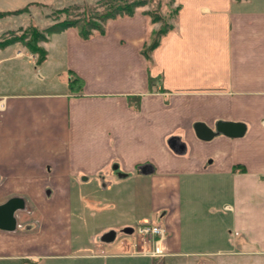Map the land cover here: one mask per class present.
I'll return each instance as SVG.
<instances>
[{"label": "crops", "instance_id": "crops-1", "mask_svg": "<svg viewBox=\"0 0 264 264\" xmlns=\"http://www.w3.org/2000/svg\"><path fill=\"white\" fill-rule=\"evenodd\" d=\"M174 2L151 61L143 7L88 38L52 32L40 62L0 48L22 65L0 80V204L21 200L0 264H151L118 239L147 220L172 260L215 237L227 243L206 253L264 264V0ZM219 119L244 135L196 134Z\"/></svg>", "mask_w": 264, "mask_h": 264}, {"label": "rangeland", "instance_id": "rangeland-1", "mask_svg": "<svg viewBox=\"0 0 264 264\" xmlns=\"http://www.w3.org/2000/svg\"><path fill=\"white\" fill-rule=\"evenodd\" d=\"M31 1H40V2L30 3ZM158 1L160 2V6H159L160 11L159 12L164 17H166V19L171 24H173V27H174L173 19L176 15L177 11L175 12L172 9L178 5L177 3L174 2L175 0L172 2L170 0H153L152 3H148V4L140 6V7H143V10L153 8L156 6ZM95 2H96V0H0V10L18 8V7H21L27 3H30L28 11L18 13V14L17 13L7 14V15L0 17V37H8V36H11V35L16 34V33L18 34L23 29H25V27H28V25H30V24H35L38 28H41V29L45 28V26H47L49 23H51L52 21L55 20L51 16L50 13L57 7L76 5L77 7H75V10L81 11L82 9H84L88 6L89 7L92 6ZM49 14H50V16H49ZM152 23H154V22H152ZM159 24H160V22L158 21V26H159ZM158 26L153 27L150 30L148 39H147V41H145L146 43H149V41L151 40V38L153 36V33H152L153 30H155V28H157ZM42 41L43 40L37 41L36 44L42 45L45 48V46L42 44ZM12 44L13 45L11 46L10 53H9L11 56L12 55L27 56L29 54L30 50L28 49V47L23 42L17 41V42H14ZM0 48H3V47H0ZM4 51L5 50H0V57L8 56V52H4ZM46 54H47V52H46ZM35 56L37 58L36 53H35ZM9 61H10L9 56L5 59H0V80H1V82H4V83L10 82V81H16V80L20 79L21 68L19 66H22V65H18V64L13 65L12 64V67L11 66L9 67V64H11V63H9ZM32 70L34 71L33 68H32ZM53 75L55 76L54 73H53ZM53 75L50 74V77H49L50 80H53ZM74 84H77V83H74ZM245 125H246V123H245ZM244 133H245V131H244ZM244 133L242 135H244ZM242 135H240V136H242ZM191 223H193L191 225H196L198 227H199L200 223L202 226L205 225V222L199 221V220L197 222H191ZM226 232H227L226 229H224L225 234H226ZM118 239H120V241H124L126 243V245L128 247L127 251L129 252L128 253L129 255H144V256H148L150 258L149 255L133 253V252H135V247L133 245L132 235L130 234V232L125 231L122 234V236ZM166 239H167V234H166ZM166 239L164 242V246L166 248V251H165L166 255L164 258V264H174V261L178 260V257H179V260H181L180 263H178V264H243L242 262L244 261V257H247V256H244L242 254H239V257L241 259L237 258L234 260L233 263H231L233 260L232 259L230 260L228 258L232 257V254H228L227 251L219 250V251H217L216 254L206 253V252H209L210 250L216 251L217 250L216 248H218V247L223 248L225 246V244L227 243L225 239H220V238L218 239L215 237H211L209 239L208 238L202 239L203 243H201V245L198 247L201 249H205L207 251H205L203 253H191V254H188V256H186L185 254H181L179 256H172V257H177V258L172 260V259L168 258L171 256H168L170 252L167 249ZM204 241H206L205 244H204ZM218 257L220 259H223V260H219V262H217ZM225 257H228V258H225ZM146 259L148 260V258H146ZM150 260H151V258H150ZM236 260H238V261H236ZM221 261H222V263H220ZM227 262H229V263H227ZM5 264H7V263H5ZM151 264H152V260H151ZM250 264H251V262H250Z\"/></svg>", "mask_w": 264, "mask_h": 264}, {"label": "trees", "instance_id": "trees-1", "mask_svg": "<svg viewBox=\"0 0 264 264\" xmlns=\"http://www.w3.org/2000/svg\"><path fill=\"white\" fill-rule=\"evenodd\" d=\"M34 2L40 1H31L30 3ZM152 2L153 0H96L92 6H88L81 11L75 10L76 5L57 7L50 13L55 20L45 26V28L41 29L35 24H30L18 34L0 37V47L21 41L32 53L37 54V61L40 62L46 57L47 51L42 45H37L36 42L47 40L48 34L72 26L78 30L81 37L88 38L95 31L103 33L105 31V23L109 18H115L120 15H131L137 7ZM30 3L18 8L0 10V17L28 11ZM159 6L160 2L158 1L155 7L143 10L152 22H160L159 26L153 30V36L149 43L145 42L140 49L149 61L152 60L151 51L159 44L161 36L173 28V24L159 12ZM177 9L178 5L172 10L176 12ZM79 79L77 75H73L69 84L79 83Z\"/></svg>", "mask_w": 264, "mask_h": 264}, {"label": "water", "instance_id": "water-1", "mask_svg": "<svg viewBox=\"0 0 264 264\" xmlns=\"http://www.w3.org/2000/svg\"><path fill=\"white\" fill-rule=\"evenodd\" d=\"M196 134L202 139H210L216 132L228 136H240L244 133L246 125L242 121L219 119L212 128L203 121H196L194 124ZM21 200L16 197L7 199L0 204V227L10 229L14 226V210L20 206ZM124 231H132L131 227H125ZM111 236L114 232L111 231Z\"/></svg>", "mask_w": 264, "mask_h": 264}, {"label": "built area", "instance_id": "built-area-1", "mask_svg": "<svg viewBox=\"0 0 264 264\" xmlns=\"http://www.w3.org/2000/svg\"><path fill=\"white\" fill-rule=\"evenodd\" d=\"M130 232L132 235L135 254L149 255L152 264H164L166 248V228L157 222L143 221L135 225Z\"/></svg>", "mask_w": 264, "mask_h": 264}]
</instances>
